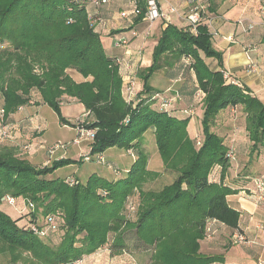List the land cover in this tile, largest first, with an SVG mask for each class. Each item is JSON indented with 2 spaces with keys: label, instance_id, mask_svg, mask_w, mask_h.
<instances>
[{
  "label": "trees",
  "instance_id": "16d2710c",
  "mask_svg": "<svg viewBox=\"0 0 264 264\" xmlns=\"http://www.w3.org/2000/svg\"><path fill=\"white\" fill-rule=\"evenodd\" d=\"M93 1L0 0V109L6 119L24 107L45 104L64 125H70L61 115V106L79 102L91 116L79 126L96 133L91 153L124 149L136 157L134 167L114 182L93 176L86 184L76 181L71 185L52 175L74 162L62 159L38 170L28 155L19 156L23 150L0 142V255H8L10 264H86L87 258L107 247L111 234L108 250L129 253L125 233L135 230L139 244L152 251L150 264L223 262L222 257L200 252L211 221L235 232L232 241L234 235L244 236L241 215L227 201L238 192L224 184L236 149L225 143L216 125L240 114L255 153L264 147V104L249 89L225 78L223 53L214 47L209 30L211 6L207 3L196 33L172 24L162 31L152 65L138 72L143 83L138 100L129 104L123 95L118 57L106 53L95 25L102 18L89 12V2L100 5ZM134 1L133 16L140 23L146 3L136 0L142 10L136 16ZM205 59L216 61L218 69L213 70ZM165 68L181 82L176 94L183 109L203 111L200 144L188 137L190 116L175 117L173 105L165 110L157 97L162 93L150 84L152 76ZM71 71L84 81L73 79ZM4 118L0 117V131L10 125H4ZM149 132L155 136L166 169L177 171L178 177L160 191L145 192L141 187L149 174V157L143 146ZM0 141L5 139L0 137ZM137 192L138 207L131 220L126 206ZM7 198L14 199L17 213L19 202L33 207L13 218L2 208ZM39 210L45 217L43 225ZM54 214L61 219L48 228L47 217L56 218ZM59 230L64 234L55 246L50 235Z\"/></svg>",
  "mask_w": 264,
  "mask_h": 264
},
{
  "label": "crops",
  "instance_id": "0c3cea01",
  "mask_svg": "<svg viewBox=\"0 0 264 264\" xmlns=\"http://www.w3.org/2000/svg\"><path fill=\"white\" fill-rule=\"evenodd\" d=\"M78 1L87 3L90 0ZM132 1L108 0L98 7L89 2L88 9L91 15L101 17L104 22V26H100L97 23L95 25L102 36L106 53L110 57H118L129 61L139 71L149 68L152 64L151 58L146 57L149 41L153 39L154 51L162 31L167 28L169 23L158 21L160 23L157 28L158 34L154 36V33H151V28L155 23L150 25L145 20L135 23L136 17L133 16ZM202 1L211 6L208 17L212 20V23H210L211 20L207 19V21L209 23V30L213 35L214 47L223 53L224 69L229 73L232 80L240 86L249 89L251 96L258 98L264 104V6L261 0ZM160 6L165 11H168L171 7L178 9L179 14L172 17L170 24L180 29L189 27L186 20V14L190 10L187 0H160ZM155 25L153 26L154 29ZM251 26L252 29H250ZM133 33H137L138 36H133ZM123 36L130 39V44L126 49L117 48L115 43ZM229 36H233L235 41H228L227 38ZM249 48L252 51H248ZM205 61L213 70L218 69L216 61L211 59H205ZM167 71V68L159 71L160 76L157 79L159 87L153 83L151 86L162 93L161 95L167 97L169 95L175 99L172 107L173 115L180 119L190 116L191 120L188 131L201 141L202 128L200 125L203 111L199 109L197 111L188 110V112L183 109V105L179 102L177 94L174 95L171 92L172 90L178 91L180 80H174L172 78L173 75H168ZM124 74L125 70L122 71L123 76ZM71 76L77 82L84 81L82 76L79 79L75 75L71 74ZM137 82L138 93H141L143 83L139 78ZM36 100L39 101L38 98ZM73 103L79 102L73 101L67 105ZM41 105L28 107L37 109ZM28 107L20 109V112L18 110V112L9 117L10 120L15 121L16 114L19 116V120H16V125H12L16 127V130L19 127L22 129V131H15L14 140H18L23 146L29 143H27L28 138L30 141L33 139V135L29 130H34L35 122L33 116L30 115ZM84 111L83 115L91 119L85 108ZM194 114H196V117L193 119ZM217 123L216 131L218 134L224 138L228 146L236 149V160L231 163L224 184L238 192L237 194L228 196L227 201L230 207L240 213V232L247 238L248 242L245 244H234L232 236L235 232L221 223L211 221L209 226L213 234L211 238H207L201 242L200 252L204 256L222 257L223 262L216 264H264V200H258L248 191L253 188V180L264 175V147L253 153L251 149L252 143L246 131H244L243 135L242 131H235L234 128L233 130L231 124H229L230 121L228 123L218 121ZM12 125H10V128L13 127ZM15 127H13L14 130ZM39 145L40 149H42L43 146L40 143ZM110 152L107 153V155L109 154L108 162L110 165L117 167V162L113 160L122 155L113 153L112 149ZM113 156L115 157L114 159H112ZM149 160L151 162V159ZM219 175L220 172L218 171L217 177ZM121 256L117 258L116 264H137L130 253H125ZM95 257L96 254L87 258L86 264L91 263ZM100 264L103 263L101 262Z\"/></svg>",
  "mask_w": 264,
  "mask_h": 264
},
{
  "label": "rangeland",
  "instance_id": "374dc122",
  "mask_svg": "<svg viewBox=\"0 0 264 264\" xmlns=\"http://www.w3.org/2000/svg\"><path fill=\"white\" fill-rule=\"evenodd\" d=\"M155 24H154L155 29L153 28L154 26L153 24L151 28V33H154V36L158 34L157 28L158 25H160V23L155 22ZM153 44L154 41L153 39H151L146 49V57L151 58L152 61H153V52H152ZM69 73L75 75L76 78L78 79L81 78V75L75 73L74 71H71ZM159 76L160 73L157 72L152 78L150 84L153 83L154 85L159 87V85L157 84V79L159 78ZM171 92L174 95L176 94V90L175 91L172 90ZM172 93L171 95H173ZM28 108L30 115L33 116L35 122L34 130H29L30 133L33 135V139L30 141L29 138L28 139L26 138L27 143L29 142L27 144L28 146H23V144L18 142V140H14L16 133L15 131H22L20 127L16 130V127L12 125L13 127H15V130L13 127H11L12 129L10 130V125L15 124L16 120H19L18 114H16L17 116L15 118V121L9 119L11 115L9 117H6V119L4 118L5 119L4 125L10 124L7 127L9 133H8V138L5 139V141H0V142L5 143L6 145L18 147L21 149V151L23 150L22 153L19 154V156L21 157L23 155L22 157H24L25 155H28L27 156L28 160L38 170L50 167L54 162L60 161L62 159L70 160L71 162H74L70 165L64 166L59 170H57L52 175L53 179L65 180L67 182L72 183L71 185H73L76 183V181H79L82 184H86L91 177L99 176L105 178L110 182H114L128 176V172L134 167L136 157L135 158L133 156L131 157L130 156L131 154L129 155V152H127L124 149H120L117 147L112 148V150L114 151L113 153H118L119 155H122L121 157H118L116 160H113L117 162L118 164L117 167L110 165L108 162L109 154L107 155V153H109L111 149L110 151L108 150L103 154L93 155L91 153L92 142L88 140L80 139L77 128L73 126L75 124H78L80 120L86 123L90 120L86 115H83L85 111L81 103H73L70 105L66 104L61 107V115L64 118V120H66L70 124L69 126L67 125L65 126L60 121L59 115L48 105L45 104L41 105L37 109L31 107ZM195 117L196 114H194L193 119ZM229 120H230L229 124H231V128L232 129L234 128L235 131H242V134L244 135L245 133L244 131H246L245 119L239 114V117H237L236 115L233 117L229 116ZM188 135H189L188 137L191 140H194L196 143H198L199 140L196 139L194 135L190 134L189 131H188ZM201 135H202V131H201ZM146 137H147V142L144 144L143 147L146 153L148 154L149 159H151V162H149L150 160L148 161L147 169L149 171V174L146 177L145 182L142 184L141 188L145 192L160 191L165 186L172 184L178 177V173L177 171L174 172L166 169L163 163V159L156 145L155 136L152 134V132L147 133ZM39 143L43 146L42 149H40ZM87 158H90V160L87 161L86 160ZM114 158L115 157L113 156L112 159ZM102 194L103 196L107 195V193L105 192H103ZM138 196L139 194L137 192L136 195L130 197L128 204L126 206L125 213L126 214L128 213L127 217L131 220L135 219V212L137 211V207H138ZM14 205H9V204L2 205V208L6 212L10 213L13 216V218L18 217L19 214L24 215L28 213L27 210L32 209L33 207L31 206V204L29 205L27 202L26 203L19 202V206L17 205L19 207L18 208L19 214H18L17 210H15L16 205L15 206ZM23 206H25L24 208L26 210L23 208ZM39 211L41 213V210ZM40 213H39L40 215L39 220H40V224L43 225L45 223V217L42 215V213L41 214ZM54 215L56 216V221H58L60 216H58L57 214ZM123 228H126L125 224H123ZM63 234H64V230L62 231L59 230V232L52 235H50L49 233L53 245L56 246L60 243ZM112 237L113 236L111 234L110 235L111 241L109 242L108 245H106L107 247L105 249H102V251H99L96 254L95 259L88 264H100L101 262L103 264H116L117 258L120 257L122 254L124 255V253H120V252L113 253L110 250H108L109 249L108 247H110L111 242L113 241ZM125 241L129 246L130 249L129 253L133 257V259L137 262V264H150L152 251L149 248L144 247L142 244L141 245L139 244L137 237L135 235V230H129V231L127 230V232L125 233ZM0 264H10L9 256L0 255Z\"/></svg>",
  "mask_w": 264,
  "mask_h": 264
},
{
  "label": "built area",
  "instance_id": "2783aa9c",
  "mask_svg": "<svg viewBox=\"0 0 264 264\" xmlns=\"http://www.w3.org/2000/svg\"><path fill=\"white\" fill-rule=\"evenodd\" d=\"M108 0H94V4H104ZM136 8L134 11V15L139 16L142 14V10L137 8V1H134ZM146 8H145V16L144 20L147 21L150 24H154L158 21H164L167 24L172 22V17L178 13V9L175 7H171L168 11H165L160 6V0H145ZM188 6H189V13H187L186 20L188 22L189 27L191 28V32L196 33L197 27L201 24L203 20L204 14L207 12V5L202 0H187ZM264 12V7H263ZM211 20V19H210ZM209 20V21H210ZM95 23L99 24L100 26H104V22L102 19H98ZM212 23V20L210 21ZM252 29V26L250 27ZM217 35V34H215ZM133 36L137 37V33H133ZM228 41L234 42L235 39L233 36H229L227 38ZM130 44V39L123 36L118 39V41L115 43V46L117 48H127ZM248 51H252L251 48L248 49ZM118 66L121 67L122 71L125 70V74L123 76L124 79V90L123 95L126 99V101L129 104H135L138 100V86H137V79L138 72L134 65L130 63L129 61L118 58L117 60ZM138 77V78H137ZM225 78L229 81L231 80V76L229 73L225 74ZM232 83H236L235 81H231ZM158 99L161 102L162 107L167 110L170 109L173 105L174 99L173 98H167V96L163 95H157ZM4 111L0 109V117L4 118ZM81 123H85L84 121L80 120L77 124L78 127V134L79 138L83 140H88L90 142L94 141L95 138V131L93 130H87L85 127L79 126ZM9 131L7 130L6 126H3L0 131V137L2 139L8 138ZM198 144H200V140L198 141ZM234 159V157H232ZM87 161L90 160V158L86 159ZM253 196H255L258 200L262 201L264 200V175L260 178H257L254 180L253 183V189L250 191ZM2 201H6L8 204L13 205L14 199L7 198L3 199ZM48 228H53L56 224V218L52 215L47 217ZM34 230L37 234L41 236H45V232H40L36 227H34ZM211 229L208 228V238H211ZM234 244H245L248 242L247 238L240 235H234L233 237ZM75 264H82V261H77Z\"/></svg>",
  "mask_w": 264,
  "mask_h": 264
}]
</instances>
